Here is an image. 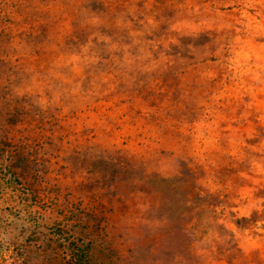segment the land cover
Returning <instances> with one entry per match:
<instances>
[{"label": "rangeland", "instance_id": "374dc122", "mask_svg": "<svg viewBox=\"0 0 264 264\" xmlns=\"http://www.w3.org/2000/svg\"><path fill=\"white\" fill-rule=\"evenodd\" d=\"M187 5L199 14L176 25L179 32L211 29L227 41L219 48L223 86L213 103L224 112L193 123L190 155L201 160L212 148L239 157L252 132L243 121L256 115L264 126V0ZM52 9L46 29L58 43V4ZM27 10L25 2L16 12L13 0H0V264H73L80 252L87 264H187L175 257L180 241L155 220H142L152 198L134 164L143 158L173 171L188 153L140 135L125 104L101 95L124 70L153 68L148 40L118 34L105 39L104 50L89 41L66 63L58 48L32 59L26 36L15 31ZM210 46L202 40L197 51ZM45 58L49 66H33ZM260 189L264 162L254 160L237 196L219 206V223L245 253L263 248L264 239L237 230L230 213L261 209Z\"/></svg>", "mask_w": 264, "mask_h": 264}, {"label": "trees", "instance_id": "16d2710c", "mask_svg": "<svg viewBox=\"0 0 264 264\" xmlns=\"http://www.w3.org/2000/svg\"><path fill=\"white\" fill-rule=\"evenodd\" d=\"M206 1L198 0L199 4ZM13 2L16 12L23 2L28 4L22 18L15 21V31L26 36L32 59L58 48V61L66 63L68 57L79 53L89 41L104 50L109 47L105 39L118 34L129 37L140 33L148 40L149 50L156 58L153 68L126 69L112 89L101 93L105 97L117 96L119 102L125 104L129 122L141 130L140 135L180 147L188 153L177 159L173 171L157 169L143 158L134 164L140 168L138 180L145 188L143 192L152 198L144 206L142 220L147 223L155 220L157 229L165 230L170 238L180 241L175 257L187 264L214 261L264 264V247L248 253L241 251L232 240L231 232L219 223L220 204L237 196L236 187L251 173L254 160L264 162L262 123L256 115L243 121V127L250 125L252 132L244 137L239 157L212 148L205 149L201 160L190 155L193 123L224 112L223 107L213 103L223 86L219 48L227 41L211 29L203 28L195 34L177 30L180 22L199 14L188 8V0ZM57 4L58 43H52V33L46 26L55 18L52 8ZM182 10H186L184 16ZM202 40L209 41L211 46L199 52ZM40 64L46 68L50 62L45 58L32 63L33 66ZM262 192L264 189L259 190ZM230 214L237 230L264 239V235L256 231L264 229V205L253 209L248 216ZM81 254L73 264H87L86 255Z\"/></svg>", "mask_w": 264, "mask_h": 264}]
</instances>
